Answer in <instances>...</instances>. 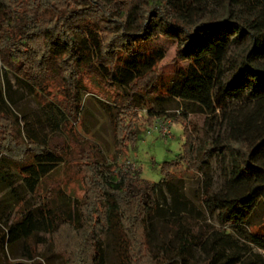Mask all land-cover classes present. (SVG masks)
Masks as SVG:
<instances>
[{
	"label": "trees",
	"instance_id": "trees-1",
	"mask_svg": "<svg viewBox=\"0 0 264 264\" xmlns=\"http://www.w3.org/2000/svg\"><path fill=\"white\" fill-rule=\"evenodd\" d=\"M155 33L177 40L176 57L187 62L162 94L154 69L163 54L138 45ZM234 44H243V51L231 59ZM8 72L34 95L50 82L56 84L62 104L42 96L32 117L16 113L17 89ZM90 76L116 90L103 102L111 111L117 150L133 143L138 108H145L152 121L175 101L174 121L183 135L180 153L163 163L160 181L150 182L122 173L106 175L100 169L105 159L101 148L81 143L73 164L85 185L86 214L66 203L67 209L57 210L63 217L50 209H28L19 219L3 222L1 244L26 241L39 232L52 234L68 224L69 264H85L89 256V264H105L103 242L113 229L121 264H187L198 240L188 230L180 233L176 246L166 242L155 251L150 246L148 225L159 209L157 193L165 187L170 207H185L183 194L170 183L171 170L184 165L197 172L212 153H224L230 168L223 185L203 197L221 209L222 229L208 248L203 245L207 255L202 264H255L252 256L264 257V217L256 228L249 224L254 209L264 206V0H0V182L11 196L13 176L32 196L63 163V148L53 139L79 115L80 89ZM230 102L243 105L231 112ZM190 113L220 116L224 137L218 133L202 143L190 127ZM16 149L23 157L15 171ZM241 225H247L245 236L259 253L241 247L224 229Z\"/></svg>",
	"mask_w": 264,
	"mask_h": 264
},
{
	"label": "rangeland",
	"instance_id": "rangeland-1",
	"mask_svg": "<svg viewBox=\"0 0 264 264\" xmlns=\"http://www.w3.org/2000/svg\"><path fill=\"white\" fill-rule=\"evenodd\" d=\"M247 43V42H246ZM245 43V44H246ZM142 49H156L162 52L163 58L156 64L155 73L160 85L159 92L162 94L174 76L177 68L185 66L186 61L176 57L178 41L155 33L150 38L138 43ZM243 44H234L230 51L231 59L239 58L243 51ZM227 78L230 71H227ZM14 88L17 89L16 113L34 115L39 106L38 101L44 96L62 104V95L57 92L58 86L52 82L47 84L44 91H37V95L18 86L11 72L7 73ZM85 88L80 89L81 111L78 116L71 118L65 125L62 135L53 139L63 148V163L49 176L45 177L35 193L30 196L20 184V178L13 176L14 194L11 196L7 184L0 182V235L5 226L13 220L19 219L24 211L40 208L41 210H53L59 215L58 208L70 209L77 205L81 214H86L83 200L85 185L78 172L75 171L73 156L77 154L81 143L91 142L97 144L104 153L105 159L101 162L100 169L106 175H118L119 173L132 176L133 178L145 179L150 182H158L163 178L161 171L164 162L175 160L181 151L183 143L182 126L174 121L173 114L177 113V104L174 101L167 104L164 115L158 118H147L145 108L137 111V132L133 143L129 147L117 150L114 143V122L110 108L103 101H110L113 87L95 76L84 79ZM39 93V94H38ZM146 99L149 96H145ZM243 105L241 102H230L231 112L236 111ZM190 127L194 128L202 143L211 141L220 133L223 138L225 129L220 116H206L201 113L188 115ZM166 132L162 133V129ZM23 153L16 149L14 162L11 163L14 170L22 160ZM75 159V158H74ZM127 161L133 163L128 167ZM230 161L226 154H211L208 164L200 171H188L184 165H179L171 170V185L183 194L186 206L175 210L170 207L171 195L164 187L157 193L159 209L153 213L148 225V241L151 248H156L163 243L178 245L180 233L188 230L195 237L197 244L191 245L187 264H202L215 233L222 229L219 218L221 209L207 205L203 200L205 193L209 195L217 192L223 185L224 178L228 174ZM208 190V191H206ZM74 199L77 202H74ZM100 207V206H99ZM63 217V215H61ZM61 217V218H62ZM92 217H96L92 212ZM264 217V206L260 203L249 218V224L256 228ZM226 232L231 233L238 244L250 247L252 253H259L246 238L247 225L224 227ZM208 243V245H207ZM71 227L68 224H60L58 230L52 234L39 232L26 241H19L11 245H2L0 242V264H69L71 254ZM217 246V244H216ZM231 249L227 250L230 253ZM103 252L105 264H121L122 257L116 245V231L111 230L104 239ZM91 256L85 264H89ZM247 261L243 255L242 258ZM222 261V259H220ZM255 264L263 262L264 257L252 256ZM260 261V262H259ZM173 264H177L173 262Z\"/></svg>",
	"mask_w": 264,
	"mask_h": 264
},
{
	"label": "built area",
	"instance_id": "built-area-1",
	"mask_svg": "<svg viewBox=\"0 0 264 264\" xmlns=\"http://www.w3.org/2000/svg\"><path fill=\"white\" fill-rule=\"evenodd\" d=\"M162 130H163L162 133L166 132V128H163ZM127 163H128V167L133 165V163H131L130 161H127Z\"/></svg>",
	"mask_w": 264,
	"mask_h": 264
}]
</instances>
